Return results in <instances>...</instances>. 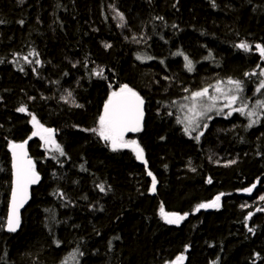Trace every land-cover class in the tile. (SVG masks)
Returning <instances> with one entry per match:
<instances>
[{
  "label": "trees",
  "instance_id": "1",
  "mask_svg": "<svg viewBox=\"0 0 264 264\" xmlns=\"http://www.w3.org/2000/svg\"><path fill=\"white\" fill-rule=\"evenodd\" d=\"M257 44L264 0H0V264H264V112L249 128L216 108L186 134L183 107L229 78L249 108L264 100ZM125 84L145 102L132 138L143 160L91 131ZM33 116L63 156L32 135ZM24 141L42 181L9 234V145ZM217 196V209L196 210ZM161 207L187 215L168 224Z\"/></svg>",
  "mask_w": 264,
  "mask_h": 264
},
{
  "label": "snow or ice",
  "instance_id": "2",
  "mask_svg": "<svg viewBox=\"0 0 264 264\" xmlns=\"http://www.w3.org/2000/svg\"><path fill=\"white\" fill-rule=\"evenodd\" d=\"M215 6V5H213ZM120 19L123 21L124 17L120 14ZM20 23H23L21 21ZM106 47H110V45H106ZM237 47L243 49L244 51H250V45L242 42L237 45ZM256 49L259 51V54L262 58H264V46L257 44ZM30 55H37L38 53H30ZM176 55L184 56L185 60V68L188 71L193 70L192 61L184 55L182 52L176 53ZM141 57L137 56V59ZM27 61V57H24ZM31 63V61H29ZM37 64L40 63L39 60L36 61ZM23 70V69H21ZM98 76H102L103 70L95 73ZM245 75H256L255 72ZM261 77H264V69H262L259 73ZM227 83L232 85V88H229L227 92L220 87V82L215 86V91L217 93H222L226 103L223 108H227L228 111L227 116H231L234 112H239L241 115H245L249 118L248 127H252L253 124L258 122L260 113L257 111L264 112V100H257L255 106L249 109V105L244 102L241 98V94L243 93V82L240 80H233L231 78L228 79ZM261 89H264V79L260 81L259 87L257 88V92H260ZM187 91V90H186ZM71 92L68 93V96H71ZM207 97L210 103L201 104V98ZM189 99V98H186ZM192 101L191 107H188V112L192 115L186 116L185 120L187 123L185 124L184 131L186 134L195 130V127H199V123L197 122V118L203 117L207 112L213 111L216 107V101L218 99L217 96L209 95V90L207 87L202 90L192 92L191 97ZM238 101H241L240 107H234ZM144 99L139 95L138 92L130 88L127 84L122 85L118 91H113L109 96L108 100L104 104L103 114L99 117L98 128H94L91 131L96 132L103 140L110 142L111 148L113 151H117L121 148H129L136 154V158L138 160L144 159L143 149L135 140H125V135L129 132H139L142 129V121L144 116L143 111ZM79 106V105H77ZM183 107H187L186 105ZM223 108L217 109V114L223 112ZM203 109V110H198ZM19 112H25V107H20L17 109ZM256 117L257 119H253ZM210 118V117H209ZM34 128L36 131L32 133L33 136L39 135L42 140L45 141L46 144L51 145L56 151L63 156L65 153L59 144L55 142L53 139V131L52 129H46L36 120V117H32ZM178 123H182L178 118ZM195 125V127H193ZM207 127V124L204 125ZM200 135H203L201 132ZM195 139L199 140V135L195 137ZM27 141L21 144L10 143L9 147L12 151L13 156V181H12V193H11V204L9 207L8 217H7V229L9 232H15L20 225V215L19 209L23 206V204L28 199V189L29 186L35 184L39 181V174L35 170V165L33 161L28 157L27 151L25 149V144ZM149 175L152 174L149 172ZM211 180H209V183ZM100 190L104 191V186L100 185ZM156 187V179L153 177L152 179V191H155ZM255 185L251 188L245 189L244 191L251 193ZM261 200H264V196L260 197ZM220 196H217L215 200L209 203H203L197 206V211L201 208H211V207H219ZM261 209H258V211ZM161 215L165 219V222L168 224H179L182 220L185 219L186 215L181 216L177 213H166L164 212L163 207H161ZM251 213H249V217H251ZM249 231H253V229L249 228ZM183 260V257H177V264Z\"/></svg>",
  "mask_w": 264,
  "mask_h": 264
},
{
  "label": "rangeland",
  "instance_id": "3",
  "mask_svg": "<svg viewBox=\"0 0 264 264\" xmlns=\"http://www.w3.org/2000/svg\"><path fill=\"white\" fill-rule=\"evenodd\" d=\"M222 88V87H221ZM223 89V88H222ZM224 90V92H227V90H225V89H223ZM212 96H217L218 97V99H217V101H216V107L213 109V111H211V112H207L206 113V115L205 116H203V117H199V118H197V122L198 123H201L207 116H209V114L210 113H212V112H214L215 110H216V108H218V109H221V108H223V106H224V104L226 103V100L224 99V96H223V94L222 93H215L214 95H212ZM199 103H201V104H207V103H210V101L208 100V99H206V97H204V98H201V101L199 102ZM191 105H192V101H189L187 104H186V113H184V120H185V117L186 116H190V115H192L191 113H189L188 112V107H191ZM234 107H235V105H234ZM225 109H227V108H223V110H225ZM249 109H251V108H249ZM198 110H203V109H198ZM259 110V109H258ZM257 110V111H258ZM228 111H230V110H227L226 112H228ZM225 111H224V113H226ZM263 115V114H262ZM261 114L259 115V118L262 116ZM253 119H257L256 117H253ZM259 120V119H258ZM185 122L187 123V121L185 120ZM255 124H257V123H255ZM193 127H195V125H193ZM196 129H197V127H195V130L194 131H196ZM191 130V129H190ZM52 136H53V139L55 140V138H54V134H52ZM125 140H128V139H125ZM44 141V140H43ZM45 142V141H44ZM51 145H49V144H46L45 143V147L46 148H48V147H50ZM53 148V147H52ZM131 148V147H130ZM131 150H132V148H131ZM133 151V150H132ZM134 152V151H133ZM135 153V152H134ZM136 155V154H135ZM261 196H264V191H258V197H261Z\"/></svg>",
  "mask_w": 264,
  "mask_h": 264
},
{
  "label": "water",
  "instance_id": "4",
  "mask_svg": "<svg viewBox=\"0 0 264 264\" xmlns=\"http://www.w3.org/2000/svg\"><path fill=\"white\" fill-rule=\"evenodd\" d=\"M143 111H144V116H143L142 126H143L144 121H145V103H144V105H143ZM136 133H138V132H129V133H127V134L125 135V137L132 136V135H134V134H136ZM16 144H21V143H16ZM25 149H26V151H27V155H28V157L30 158V153H29V150H28V143L25 144ZM9 153H10V156H11V166H12V165H13V156H12V151H11L10 148H9ZM30 159H31V158H30ZM31 160H32V159H31ZM32 161H33V160H32ZM33 163H34V165H35V162H34V161H33ZM35 168H36V165H35ZM36 172H37V171H36ZM37 173H38V172H37ZM39 177H40V179H39V181H38L37 183L32 184V185L29 186V189H28V199H27V201L23 204V206L19 209L20 224H21V216H22V214L24 213V211L27 209V207H28L29 204H30L32 190L35 189V188L39 185V183L41 182V176L39 175ZM12 181H13V167H12ZM11 193H12V190H11ZM153 193H155V192H153ZM10 204H11V196H10L9 207H10ZM9 207H8V212H9ZM214 208H215V207H214ZM19 229H20V225H19V227L17 228V230H16L15 232H9L8 229H7V231H8L9 233H16Z\"/></svg>",
  "mask_w": 264,
  "mask_h": 264
},
{
  "label": "bare ground",
  "instance_id": "5",
  "mask_svg": "<svg viewBox=\"0 0 264 264\" xmlns=\"http://www.w3.org/2000/svg\"><path fill=\"white\" fill-rule=\"evenodd\" d=\"M257 100H260L259 98H253L252 99V103L250 104V108H252L253 106H255V104H256V101ZM145 103V102H144ZM258 110V109H257ZM145 117H146V111H145ZM144 123H145V121H144ZM143 127H144V124H143V126H142V129H143ZM142 129H141V131H142ZM141 131H139L138 133H140ZM138 133H136V134H138ZM136 134H134V135H136ZM191 134V133H190ZM134 135H132V136H129V137H125V139H128V140H134V139H132L133 138V136ZM25 142V141H24ZM24 142H15V144L16 143H24ZM108 142V141H107ZM27 143H28V150H29V153H30V148H29V142L27 141ZM108 144L109 145H111L110 144V142H108ZM10 148V147H9ZM55 150V149H54ZM9 155H10V153H9ZM30 158L35 162V160H34V158L31 156V154H30ZM10 160H11V156H10ZM35 165H36V162H35ZM11 170H12V166H11ZM35 170L38 172V174L41 176V174L39 173V171L37 170V165H36V168H35ZM41 181H42V176H41ZM41 183V182H40ZM40 183H39V185H40ZM38 185V186H39ZM37 186V187H38ZM36 187V188H37ZM35 188V189H36ZM258 189V182H256V184H255V188H253V190H252V193L255 191V190H257ZM11 190H12V184H11ZM34 190V189H33ZM33 190H32V192H33ZM156 191H157V188L155 187V191H152V189H151V195L152 196H155L156 195ZM153 192H155V193H153ZM10 196H11V194H10ZM31 200H32V193H31ZM31 200H30V202H31ZM220 201H221V199H220ZM220 201H219V205H220ZM9 202H10V200H9ZM30 205V204H29ZM9 207V206H8ZM29 207V206H28ZM27 207V208H28ZM212 209H217L218 207H211ZM27 210V209H26ZM25 210V211H26ZM25 211H24V213H25ZM23 213V214H24ZM23 214H22V216H23ZM22 216H21V222H22ZM7 217H8V214H7ZM183 221V220H182ZM181 221V222H182ZM181 222L179 223V224H181ZM20 228H21V224H20ZM6 229H7V227H6ZM20 230V229H19ZM19 230L17 231V232H19ZM8 232V231H7ZM16 232V233H17ZM9 233V232H8ZM16 233H9V234H16Z\"/></svg>",
  "mask_w": 264,
  "mask_h": 264
}]
</instances>
